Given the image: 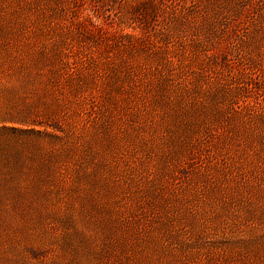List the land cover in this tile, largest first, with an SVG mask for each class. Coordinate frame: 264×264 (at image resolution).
Segmentation results:
<instances>
[{
	"label": "rangeland",
	"instance_id": "rangeland-1",
	"mask_svg": "<svg viewBox=\"0 0 264 264\" xmlns=\"http://www.w3.org/2000/svg\"><path fill=\"white\" fill-rule=\"evenodd\" d=\"M241 1L0 0V264H264Z\"/></svg>",
	"mask_w": 264,
	"mask_h": 264
},
{
	"label": "trees",
	"instance_id": "trees-1",
	"mask_svg": "<svg viewBox=\"0 0 264 264\" xmlns=\"http://www.w3.org/2000/svg\"><path fill=\"white\" fill-rule=\"evenodd\" d=\"M247 0H242L241 1V4H240V10H241V12L244 10V9H246L247 8ZM235 16H237V15H235Z\"/></svg>",
	"mask_w": 264,
	"mask_h": 264
}]
</instances>
